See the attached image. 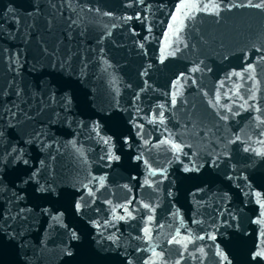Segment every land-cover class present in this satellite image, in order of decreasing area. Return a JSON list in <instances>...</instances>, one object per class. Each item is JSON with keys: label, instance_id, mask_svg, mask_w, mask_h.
I'll return each mask as SVG.
<instances>
[{"label": "water", "instance_id": "obj_1", "mask_svg": "<svg viewBox=\"0 0 264 264\" xmlns=\"http://www.w3.org/2000/svg\"><path fill=\"white\" fill-rule=\"evenodd\" d=\"M264 0H0V264H264Z\"/></svg>", "mask_w": 264, "mask_h": 264}, {"label": "snow or ice", "instance_id": "obj_2", "mask_svg": "<svg viewBox=\"0 0 264 264\" xmlns=\"http://www.w3.org/2000/svg\"><path fill=\"white\" fill-rule=\"evenodd\" d=\"M256 255L264 257V250H261L260 252H257Z\"/></svg>", "mask_w": 264, "mask_h": 264}]
</instances>
